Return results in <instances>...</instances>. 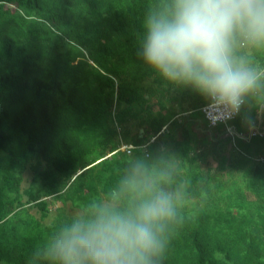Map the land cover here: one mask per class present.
<instances>
[{
  "label": "trees",
  "instance_id": "trees-1",
  "mask_svg": "<svg viewBox=\"0 0 264 264\" xmlns=\"http://www.w3.org/2000/svg\"><path fill=\"white\" fill-rule=\"evenodd\" d=\"M149 3L0 0V264H51L55 227L137 163L183 217L162 264H264V89L209 126L138 59ZM235 55L264 69V48Z\"/></svg>",
  "mask_w": 264,
  "mask_h": 264
},
{
  "label": "clouds",
  "instance_id": "clouds-1",
  "mask_svg": "<svg viewBox=\"0 0 264 264\" xmlns=\"http://www.w3.org/2000/svg\"><path fill=\"white\" fill-rule=\"evenodd\" d=\"M141 27L138 59L223 117L240 115L264 89V69L235 55L238 39L264 48V0H150ZM169 183L163 171L130 166L103 197L55 227L51 264H162L170 229L183 222Z\"/></svg>",
  "mask_w": 264,
  "mask_h": 264
},
{
  "label": "built area",
  "instance_id": "built-area-1",
  "mask_svg": "<svg viewBox=\"0 0 264 264\" xmlns=\"http://www.w3.org/2000/svg\"><path fill=\"white\" fill-rule=\"evenodd\" d=\"M201 112H202L204 118L207 120L209 126H214V124H216L218 122L229 120L228 118L223 117L222 115H220L218 113V110L215 108V106L210 101H208L206 104L201 106ZM227 132L230 135L234 134L233 132H231L228 129V127H227ZM262 133H264V128L260 129V130H257L256 128H253V129L249 130L248 136L261 135ZM120 148H122V146H120Z\"/></svg>",
  "mask_w": 264,
  "mask_h": 264
},
{
  "label": "rangeland",
  "instance_id": "rangeland-1",
  "mask_svg": "<svg viewBox=\"0 0 264 264\" xmlns=\"http://www.w3.org/2000/svg\"><path fill=\"white\" fill-rule=\"evenodd\" d=\"M46 202H48L49 205H55V204H57V201L55 199H53V198H50V197L47 199Z\"/></svg>",
  "mask_w": 264,
  "mask_h": 264
},
{
  "label": "bare ground",
  "instance_id": "bare-ground-1",
  "mask_svg": "<svg viewBox=\"0 0 264 264\" xmlns=\"http://www.w3.org/2000/svg\"><path fill=\"white\" fill-rule=\"evenodd\" d=\"M228 129H229L231 132H233V133H234V131H233V129H232L231 127H228Z\"/></svg>",
  "mask_w": 264,
  "mask_h": 264
}]
</instances>
